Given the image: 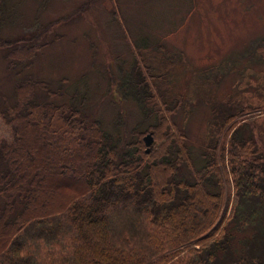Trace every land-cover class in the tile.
Here are the masks:
<instances>
[{
  "label": "trees",
  "instance_id": "trees-1",
  "mask_svg": "<svg viewBox=\"0 0 264 264\" xmlns=\"http://www.w3.org/2000/svg\"><path fill=\"white\" fill-rule=\"evenodd\" d=\"M7 12L0 0V23ZM2 39L17 83L11 96L0 95L11 130V138L0 137V264H264V133L255 128L256 108L213 103L195 153L171 119L181 94L167 100L166 75L143 58L125 72L132 88L122 97L132 94L141 121L152 114L155 121L128 129L117 113L107 128L87 115V92L62 80L52 90L30 71L47 40ZM57 96L67 101L50 100ZM150 130L157 143L146 153Z\"/></svg>",
  "mask_w": 264,
  "mask_h": 264
},
{
  "label": "rangeland",
  "instance_id": "rangeland-1",
  "mask_svg": "<svg viewBox=\"0 0 264 264\" xmlns=\"http://www.w3.org/2000/svg\"><path fill=\"white\" fill-rule=\"evenodd\" d=\"M6 6L0 37L47 40L30 71L52 90L62 80L87 92V115L107 128L117 113L128 129L156 119L141 121V103L122 97L132 88L125 72L137 57L166 75L167 100L181 94L171 119L195 153L208 136L211 105L223 99L256 108L255 128L264 133V0H6ZM15 83L0 52V95L11 96ZM10 131L0 117V137L11 138Z\"/></svg>",
  "mask_w": 264,
  "mask_h": 264
},
{
  "label": "water",
  "instance_id": "water-1",
  "mask_svg": "<svg viewBox=\"0 0 264 264\" xmlns=\"http://www.w3.org/2000/svg\"><path fill=\"white\" fill-rule=\"evenodd\" d=\"M152 131H149L144 137H143V140H144V144L146 146L145 148V152L146 153H149L151 151V147H152V143L154 141V137L152 135Z\"/></svg>",
  "mask_w": 264,
  "mask_h": 264
}]
</instances>
